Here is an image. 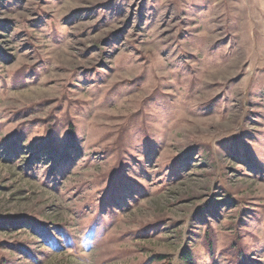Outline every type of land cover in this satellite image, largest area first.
<instances>
[{"label":"rangeland","instance_id":"1","mask_svg":"<svg viewBox=\"0 0 264 264\" xmlns=\"http://www.w3.org/2000/svg\"><path fill=\"white\" fill-rule=\"evenodd\" d=\"M0 264H264V0H0Z\"/></svg>","mask_w":264,"mask_h":264},{"label":"trees","instance_id":"2","mask_svg":"<svg viewBox=\"0 0 264 264\" xmlns=\"http://www.w3.org/2000/svg\"><path fill=\"white\" fill-rule=\"evenodd\" d=\"M189 258H190V254L186 253L184 259H189Z\"/></svg>","mask_w":264,"mask_h":264}]
</instances>
